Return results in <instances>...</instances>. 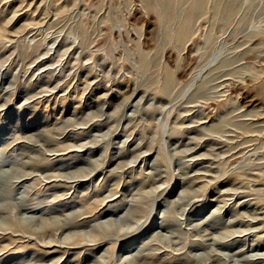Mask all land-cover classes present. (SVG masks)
Segmentation results:
<instances>
[{
    "label": "rangeland",
    "instance_id": "obj_1",
    "mask_svg": "<svg viewBox=\"0 0 264 264\" xmlns=\"http://www.w3.org/2000/svg\"><path fill=\"white\" fill-rule=\"evenodd\" d=\"M233 1L0 0V217L81 223L9 261L264 264V0Z\"/></svg>",
    "mask_w": 264,
    "mask_h": 264
},
{
    "label": "bare ground",
    "instance_id": "obj_2",
    "mask_svg": "<svg viewBox=\"0 0 264 264\" xmlns=\"http://www.w3.org/2000/svg\"><path fill=\"white\" fill-rule=\"evenodd\" d=\"M240 1L241 0H234L233 1V8H238V5L240 4ZM238 10V9H237ZM226 18H228V20H231L232 19V16H230V14H227L226 16H225ZM222 62H224V63H227L228 62V60L226 61V58H224L223 59V61ZM191 88V87H190ZM201 88H203V86L201 85L200 86V88L198 89V90H196L195 91V93H191V96L194 98V99H192V101H191V103H192V105H191V107H193V108H195V107H201V99H203L204 98V93L201 91ZM247 120H249V122L247 121ZM251 120V121H250ZM247 121V122H246ZM255 124H257L256 126H255ZM236 127L238 128V127H243V128H245L247 131L246 132H248V131H253V130H251L252 128L253 129H255V127H258L259 125H258V122H255V119H253V118H247V119H244V121H238L236 124ZM255 126V127H254ZM239 129V128H238ZM264 129V126L262 127V129H257V130H254V131H261L262 132V130ZM229 133V134H228ZM242 133V132H241ZM241 133H240V131H238L237 129H234V128H232L229 132H227V133H225V135L228 137V139H232V140H234V139H238L239 137H240V135H241ZM257 135V134H256ZM236 141V140H235ZM241 147V146H240ZM240 149V148H239ZM251 153H253V152H251ZM252 165H255V166H257L258 164H256V163H258V162H255L254 161V159H252ZM262 163V162H261ZM2 171H5V170H2ZM1 181V180H0ZM12 181H9V182H6V181H2V182H0V198H3V195H2V193H1V191H3L4 189H6V190H8V187H6V186H9L10 188L11 187H13V185H12V183H11ZM5 191V190H4ZM236 193H242V192H236ZM25 199H23V198H21L20 199V201H18V202H15V201H11L10 203H11V205H12V207L14 208V209H16V211H17V213H18V211L19 210H25L24 212H23V214H20V213H18L17 214V216H11V215H9L8 213V215H6V216H1L0 217V239H3L5 236H7V235H9L8 237H10L9 239H10V243H8V244H6V245H4V246H2L1 248H0V264H14V262H13V260H11V261H9V259H8V257H6L5 256V254H6V252H7V250H5L4 251V249H6L9 245H11L15 240H19V239H21V238H28V239H34V238H42V235H44V234H48V232H54L55 233V230L56 231H58V229H60V230H65V229H67V228H70V227H74V226H77V225H80L81 223L80 222H78V220H77V218H74L73 220H70V221H67V220H64V221H61V222H57V224L56 225H53V224H47V222L42 226V227H35L34 225L35 224H37L36 222L38 221L37 219H39V218H41V219H43L42 217H40V216H38V215H36L35 213H32V214H28V212L29 211H34L35 209L34 208H32V207H30L28 204H26L25 203V201H24ZM181 201V200H180ZM194 201H197V200H194ZM182 202V201H181ZM10 211V210H9ZM11 211H12V209H11ZM10 211V212H11ZM0 212H2V207H0ZM217 212V214H219L218 213V210L216 211ZM261 213H262V211H261ZM254 219H255V222H257V221H259L260 219H262V218H260L259 216L258 217H253ZM79 219V218H78ZM135 219V218H134ZM254 219H249V221H250V223L251 222H253L254 221ZM82 220V219H81ZM80 220V221H81ZM139 220V219H138ZM120 221V219H113V220H110V221H104V222H102L101 224H100V226H104V225H106V224H117L118 222ZM134 221V220H133ZM163 221H165V219L163 220ZM245 222L244 220H242V219H240V220H238V222ZM248 221V222H249ZM135 222H136V220H135ZM139 222V221H138ZM234 223V222H233ZM97 225V224H96ZM119 225V224H118ZM129 225V224H128ZM167 223L165 222V223H163V224H161V227H163V228H166L167 226ZM99 226V225H98ZM98 226H96V227H98ZM99 226V227H100ZM124 226V225H123ZM122 225H119V229H121V227H123ZM54 228V229H53ZM137 228V227H136ZM128 230V229H127ZM130 230V229H129ZM168 230V229H167ZM229 231H231V230H229ZM121 232V231H120ZM119 232V233H120ZM241 232V231H240ZM243 232V231H242ZM241 232V233H242ZM73 233V232H72ZM71 233V234H72ZM85 233V232H84ZM84 233H82L81 234V236H83V239H85V241H86V243H88V242H93L94 241V239H92V238H88L87 237V235L86 234H84ZM171 233V232H170ZM169 233V234H170ZM236 233V232H235ZM114 234V233H113ZM162 234V233H161ZM176 234V233H175ZM232 234V233H231ZM73 235L75 236V235H78V232H75V233H73ZM108 235V234H107ZM162 235H164V236H168V237H170L169 235H166V234H162ZM243 235H245V234H243ZM70 236V234H68V237ZM73 236V237H74ZM89 236H90V234H89ZM6 239V238H5ZM227 239V238H226ZM55 240L57 241L58 240V242H60V243H69V242H63V241H61V240H59L58 238L56 239L55 238ZM66 240V239H65ZM69 240H71V238H69ZM221 239H219V240H215V238H212V243H216V242H220L221 244H223L222 242H224L225 240H221ZM229 240V239H228ZM20 241V240H19ZM53 241L54 240H50V241H45V240H43V242H45V243H47V246L48 247H52V246H54V245H56V244H53ZM203 242V239L202 240H199V242ZM60 246L61 245H63V244H59ZM87 245H90V244H87ZM192 245H194V244H192ZM206 245V244H205ZM224 245H225V243H224ZM230 245V244H229ZM260 246V245H259ZM61 247H65V246H61ZM75 247V246H74ZM10 258H12V256L10 257ZM261 258H264L263 256H257L256 254H251L250 256H248L247 258H246V262H248V263H253V262H255V263H259V262H262V260H260ZM175 262H177V260L175 261ZM178 263V262H177ZM26 264H37V263H31V262H27Z\"/></svg>",
    "mask_w": 264,
    "mask_h": 264
}]
</instances>
